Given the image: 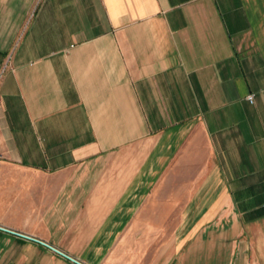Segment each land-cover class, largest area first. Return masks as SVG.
<instances>
[{
  "label": "crops",
  "instance_id": "0c3cea01",
  "mask_svg": "<svg viewBox=\"0 0 264 264\" xmlns=\"http://www.w3.org/2000/svg\"><path fill=\"white\" fill-rule=\"evenodd\" d=\"M75 260L264 264V0H0V264Z\"/></svg>",
  "mask_w": 264,
  "mask_h": 264
},
{
  "label": "built area",
  "instance_id": "2783aa9c",
  "mask_svg": "<svg viewBox=\"0 0 264 264\" xmlns=\"http://www.w3.org/2000/svg\"><path fill=\"white\" fill-rule=\"evenodd\" d=\"M247 98L249 99V101H252L253 95L249 94L247 95ZM48 245V244H47ZM50 248H53L52 246L49 245ZM54 249V248H53Z\"/></svg>",
  "mask_w": 264,
  "mask_h": 264
},
{
  "label": "water",
  "instance_id": "95a60500",
  "mask_svg": "<svg viewBox=\"0 0 264 264\" xmlns=\"http://www.w3.org/2000/svg\"><path fill=\"white\" fill-rule=\"evenodd\" d=\"M46 245H47V244H46ZM47 246H49V245H47ZM55 250H56V249H55ZM73 260H74V259H73ZM75 262L78 263V264H81L80 262H78V261H76V260H75Z\"/></svg>",
  "mask_w": 264,
  "mask_h": 264
}]
</instances>
